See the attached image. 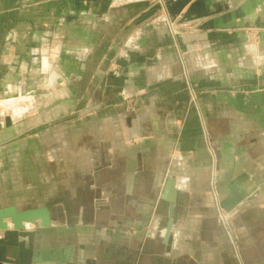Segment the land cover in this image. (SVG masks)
Listing matches in <instances>:
<instances>
[{
  "label": "crops",
  "instance_id": "obj_1",
  "mask_svg": "<svg viewBox=\"0 0 264 264\" xmlns=\"http://www.w3.org/2000/svg\"><path fill=\"white\" fill-rule=\"evenodd\" d=\"M162 1L183 25L176 38L158 0H0V104L8 112L2 122L13 118L0 131V207L34 208L58 196L53 174L45 181L35 167L10 166L7 152L27 153L33 144L3 140L46 119L41 112L24 121L39 105L83 100L92 112L71 135L83 139L78 163L71 144V186L77 177L93 184L89 175L100 171L108 202L99 217L112 216L107 227L116 232L37 224L30 230L35 248L46 251L41 264L71 262V247L90 264H119L118 254L138 246L124 239L128 229L163 238L174 206L180 214L172 250L155 240L139 264H264V0ZM247 42H258V51ZM92 141L100 149L86 145ZM11 169L28 195H10ZM209 171L218 217L227 214L237 249L217 221ZM168 173L176 191L165 190L156 211Z\"/></svg>",
  "mask_w": 264,
  "mask_h": 264
},
{
  "label": "rangeland",
  "instance_id": "obj_2",
  "mask_svg": "<svg viewBox=\"0 0 264 264\" xmlns=\"http://www.w3.org/2000/svg\"><path fill=\"white\" fill-rule=\"evenodd\" d=\"M159 16L164 17L163 12L160 11ZM76 95L81 96L82 92ZM61 101L62 100H54L48 104H41L26 113L24 121L39 116L41 112H44L48 116L44 120L39 119L36 124L32 126L26 127L25 132L19 133L16 136H14V134L12 136H7L6 139L3 140L9 141L10 143L8 145H17L20 148L25 144L32 143L35 148L30 149L27 153L17 152L10 154V152H7V159L12 168H14L17 163L22 167V170L23 168L24 170H28L31 167H35L37 171H41L44 174L45 181H47L46 176L51 177L53 174L54 179L56 178L54 182L59 184L58 189L56 191L54 190L55 195L72 194L73 190L77 191V193H89L88 183L83 185V181L79 179V177L75 178L73 182L74 187L71 186V158L76 157V163L83 159L82 155H80L81 149L78 150V148H76L78 145H83V139L80 137L73 138L71 135L85 128L84 124L87 121L89 122L90 111L92 112V110H90L91 106L89 104L85 105L83 100H80L79 103L73 106H71V103L70 105H64ZM22 102L28 104L29 101L23 100ZM135 107L136 105L134 108ZM126 108L127 111H131L130 105L126 106ZM98 111L99 109H95L93 113H98ZM6 113L8 112L5 111L4 107L0 104V121L3 120ZM96 125H98V121ZM95 128L98 129V127ZM3 130L6 129L3 128ZM86 140L89 141V138ZM71 144L75 145L76 148L75 155L72 157ZM86 145L92 149H100L99 147L101 146L99 141L86 142ZM15 149L18 148L16 147ZM12 170L13 169H11L13 185H11V189L8 188L10 190V195H14L15 197L28 195L29 192L24 189L25 187L17 183V177L14 176ZM99 175L100 171H97L94 175H89L96 177L95 179L92 178L96 186L99 184ZM76 176L79 175L76 174ZM87 182L90 183L91 180L88 179ZM0 187L2 188L3 186ZM50 189L51 188H45L46 191L44 192V196H49L51 194Z\"/></svg>",
  "mask_w": 264,
  "mask_h": 264
},
{
  "label": "flooded vegetation",
  "instance_id": "obj_3",
  "mask_svg": "<svg viewBox=\"0 0 264 264\" xmlns=\"http://www.w3.org/2000/svg\"><path fill=\"white\" fill-rule=\"evenodd\" d=\"M211 176H212L211 171H209V194L212 198V201H213V204L216 210L217 221L219 222L218 209L216 208L215 200L213 197L214 195H213L212 185H211V178H210ZM170 177L174 179L175 181V188L173 191L174 192L176 191L177 179L174 175H170V173H168L166 175L165 182L162 184V186L160 187L158 186L159 190H158L157 197H156V199H158L157 205H156V211H157V207L159 205V201L161 199L163 192L165 190L166 191L169 190V189H166V184H167V180ZM91 183L88 184L89 193H85V192L77 193L76 191V196L74 198H73L74 195L69 193L66 195L65 194L58 195L57 197L44 202V205H45L46 202L48 201H55L54 211L51 214L52 215L51 224L53 223V221L55 222L61 221V222L73 225V228L76 226H79V224H81L82 226L93 224L95 226H101L102 228H106L108 236H112L113 233H116V232H111L110 227H107L111 221L112 216H106L103 219L99 217V212L102 209L107 208L108 200H107V197H105V195L103 194L102 190H100V187L96 186L94 182L93 184ZM88 197H90L91 199ZM81 209H84L83 213L81 212ZM173 212H175L173 216V223L174 221L178 222L180 211L178 213V209H176V206H174ZM112 220L114 221L115 218H113ZM100 221H103L105 224L101 223ZM168 222H167V225H168ZM173 223H172V226H173ZM37 224H39V221H37L36 225ZM36 225L34 224L32 228H34ZM167 225H166V230H167ZM172 226H171V229H172ZM32 228L27 226V229H32ZM128 230H129V233H126L125 235L123 234L124 239L134 240L138 242V246H137V249L128 248L127 250L124 251V253L118 254V256L120 255L124 258V260L118 261L119 264H131L132 261L133 263L137 261L139 264L141 259L149 254L151 250L150 247L152 243H154L155 240H159L160 242H162V244H164L168 252L172 250V245H173L175 238L171 231H170V236L172 238V241L166 242L165 241L166 231L164 233L163 238H160L159 236L154 238L149 235L148 230L135 231L131 228H129ZM113 257H116V256H113ZM54 263L56 264H90L91 260L89 258H85L82 253L80 254L78 253L77 256L73 255V251L71 247V262H68V261L56 262L55 261Z\"/></svg>",
  "mask_w": 264,
  "mask_h": 264
},
{
  "label": "water",
  "instance_id": "obj_4",
  "mask_svg": "<svg viewBox=\"0 0 264 264\" xmlns=\"http://www.w3.org/2000/svg\"><path fill=\"white\" fill-rule=\"evenodd\" d=\"M171 17L173 20L177 18V16ZM180 22H185V20ZM182 31L184 29L180 30V32ZM247 45L248 48H251V53L258 51V42H249ZM253 45L256 47L253 48ZM5 125H12L11 116L5 117ZM1 129H3V124L0 121ZM174 188L175 181L170 177L167 180L166 189L173 191ZM54 204L55 201H48L43 206L23 210L15 205L0 207V264H41L44 260L43 253L46 251L35 248V231L27 229L26 223L31 222L36 225L39 221V225L43 227L50 226ZM171 212L172 217L168 222L165 234L166 242L172 241L170 231L173 223V209ZM9 222L12 225L11 228Z\"/></svg>",
  "mask_w": 264,
  "mask_h": 264
},
{
  "label": "built area",
  "instance_id": "obj_5",
  "mask_svg": "<svg viewBox=\"0 0 264 264\" xmlns=\"http://www.w3.org/2000/svg\"><path fill=\"white\" fill-rule=\"evenodd\" d=\"M158 1H159L160 5H161V12H164V11L166 12L163 18H164L165 21H166V24H167V27H168V29H169V32L171 33V35H172L174 38H176L177 35L180 33V28H181V26H183V25L177 24L174 20H172V19L167 15V10L165 9L164 2H163L162 0H158ZM179 57H180L181 60H183V58H182V54L180 53V51H179ZM182 64H183V72H184V74H187V70H186V68H185V65H184V62H183V61H182ZM205 138H206V140H209L207 134L205 135ZM208 147H209L210 153L212 154V156H213V158H214V160H215L216 157H215L214 150L212 149V146L209 145ZM216 187H217V186L213 183V184H212V191H213V195H214V197H215V200L217 201V199H218V194H217V189H216ZM219 219H220L221 222L226 226V228H227V233H228V236H229V239H230V241H231L233 247H234L235 249H237V247H238V244H237L238 237H237L235 234H233V232H232L230 229H228V226H227V224H228V217H227V214L224 213L222 210L219 211Z\"/></svg>",
  "mask_w": 264,
  "mask_h": 264
},
{
  "label": "bare ground",
  "instance_id": "obj_6",
  "mask_svg": "<svg viewBox=\"0 0 264 264\" xmlns=\"http://www.w3.org/2000/svg\"><path fill=\"white\" fill-rule=\"evenodd\" d=\"M7 116H11V115H7ZM11 119H12V125H13V118H12V116H11ZM1 123L3 124V128H4V127H10V126H6V125H5V119H4V123H3L2 121H1ZM12 125H11V126H12ZM1 130H2V129H1ZM1 130H0V131H1ZM26 225H27L28 227H30V228H32V227L34 226V224L31 223V222L26 223ZM43 254L45 255V253H43Z\"/></svg>",
  "mask_w": 264,
  "mask_h": 264
}]
</instances>
